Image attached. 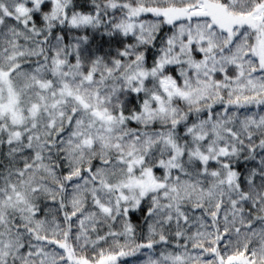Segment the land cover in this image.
Segmentation results:
<instances>
[{
	"label": "snow or ice",
	"instance_id": "obj_1",
	"mask_svg": "<svg viewBox=\"0 0 264 264\" xmlns=\"http://www.w3.org/2000/svg\"><path fill=\"white\" fill-rule=\"evenodd\" d=\"M0 264H264V0H0Z\"/></svg>",
	"mask_w": 264,
	"mask_h": 264
}]
</instances>
